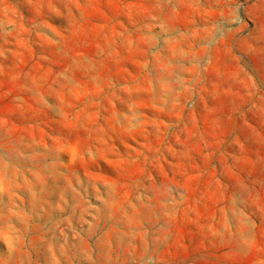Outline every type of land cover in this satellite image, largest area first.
Returning a JSON list of instances; mask_svg holds the SVG:
<instances>
[{
	"label": "rangeland",
	"instance_id": "rangeland-1",
	"mask_svg": "<svg viewBox=\"0 0 264 264\" xmlns=\"http://www.w3.org/2000/svg\"><path fill=\"white\" fill-rule=\"evenodd\" d=\"M0 264H264V0H0Z\"/></svg>",
	"mask_w": 264,
	"mask_h": 264
}]
</instances>
